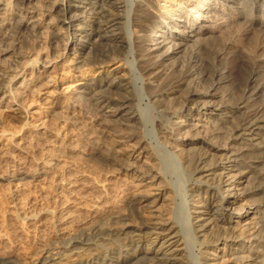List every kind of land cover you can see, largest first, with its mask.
<instances>
[{"label":"bare ground","instance_id":"obj_1","mask_svg":"<svg viewBox=\"0 0 264 264\" xmlns=\"http://www.w3.org/2000/svg\"><path fill=\"white\" fill-rule=\"evenodd\" d=\"M119 1L118 13L103 9L77 24L70 22L64 28H55V37L52 35L50 41L55 56L42 61L30 57L26 63L35 68L41 65L46 83L59 81L58 74L51 77L48 74L71 62L75 71L84 72L95 66L104 69L106 75L98 84L94 83L96 88L79 92L71 107L79 110L81 103L88 105L99 122L115 125L118 128V136L112 140L115 147L99 149L98 154L94 150L81 152L80 143H75V137L62 129L80 122V110H68L71 98L50 100V115L61 121L54 128L45 115L26 111L27 98L35 93L36 87L31 90V84L28 88L30 78L26 79L24 72L22 76L21 71L17 72L8 83H0V115L11 113L13 119L22 123L15 133L8 128L0 131V187L8 188L3 212L10 230L8 234L0 232V264L10 263L11 250L6 243L30 237L39 246L32 254L31 264H61L73 257H76L74 264H189L182 254L186 248L181 227L163 208L173 206L175 196L161 170H155L156 158L146 152L154 148L152 143L146 138L127 136L124 142L119 137L121 130L131 133L143 126L138 110L131 106L135 98L131 81L126 79V73L133 72L134 65L131 67L126 62L130 55L144 87L142 99L166 119L175 117L174 121L164 122L165 125L159 117L151 119V138L157 145L173 150L172 156L187 171L188 181L193 179L186 190L188 195L183 196L182 207L186 211V228L199 244L196 264H264V257L261 260L243 257L240 253L243 247H238L251 240L256 249L264 245V224L256 229L251 222L255 217L254 207L264 209V67L255 68L264 59V23L256 28L247 18L253 16V9L258 11L261 0H227L228 4L239 5L237 19L233 24L224 20L226 30H219V34L206 28L210 16H195L198 21L191 23L176 20L184 29L199 28L196 33L206 40V56L201 52L202 47H198V52L171 65L165 62L171 54H180L186 35H179L178 43L167 53L157 54L161 43L153 38L146 43V28L153 19H145L147 15L137 9L131 24L133 33L129 32L130 11L124 0ZM152 1L161 9L170 7L165 12L159 9L164 14L167 11L174 14L176 10L172 9L178 7L174 0ZM216 1H204L207 15L218 11ZM249 1L253 7L247 5ZM56 3L47 13H56V24H66L70 4L55 9ZM228 4L223 6V11ZM139 5L145 6L147 2L140 1ZM5 7L0 3V11ZM22 16L23 26L34 28L42 24L34 11L25 10ZM49 19L54 21L53 17ZM70 19L74 20L71 16ZM69 31L74 33L62 46V39L68 37ZM138 32L143 35L133 38L132 34ZM233 32L240 34V40L236 45L237 55L229 57L227 50L234 43ZM209 33L212 35L208 36ZM86 37L95 39L88 43L89 39L84 41ZM82 41L86 44L78 49ZM97 46L99 51L93 53L92 48ZM200 53L203 58L199 57ZM231 72L236 81L232 83V91L220 94L219 86L232 81ZM17 77H22V81L13 88L10 84ZM184 113L188 115L186 118ZM94 131L80 128L79 141L93 147L98 140ZM102 135L99 133L98 137ZM197 146L198 152L193 153ZM123 152L129 159L125 158L122 169L134 176L129 183L121 184L118 179L113 181L112 176L99 175L87 164L95 156L122 163ZM221 191L225 194L220 198ZM131 216L138 219L134 225ZM217 223L228 226L235 236L231 238L219 231ZM123 235L126 237L121 238ZM45 236L52 237L55 245H46ZM113 242L119 243L120 248L111 255L87 253L99 244ZM252 252L259 253L254 248ZM140 254L141 258H137ZM238 254L242 255L238 257Z\"/></svg>","mask_w":264,"mask_h":264},{"label":"rangeland","instance_id":"obj_2","mask_svg":"<svg viewBox=\"0 0 264 264\" xmlns=\"http://www.w3.org/2000/svg\"><path fill=\"white\" fill-rule=\"evenodd\" d=\"M124 1L127 3L128 9L130 11L129 16H128L130 26L127 27L129 32H132V30H133L131 24L136 18L135 13H136L137 9H139L142 13H144L143 15H147V16H144V17H146L145 19H147V18L150 20L153 19L152 20L153 22L151 21L149 24L147 23L148 27L146 28L147 29V31H146V39H147L146 43L149 44L150 40L152 38L155 41L157 40V42L161 43L162 45L160 44V49L158 50V52H156L157 54L163 55V54L167 53L166 51H168V49L173 44L178 43L177 38H179L181 36V34L186 35V40L183 42V44L185 46H183L181 48L182 51L180 52V54L179 53L178 54H171L170 56H168L167 61L165 62L167 65L174 64V62L178 63L179 61L182 60V58L184 56L186 57L187 55H190L191 53L194 54L193 52H195V51L198 52L200 50V49H197L198 47L199 48L202 47L201 52L204 54V57L206 56L205 51H204L206 48V45H207L205 43L206 40H205V38L201 37V35H199V33H196L199 30V28L194 29V31H191V29H189V28L184 29V28L180 27L183 24H181V23L179 24V22L176 20L180 19V21H182V22L185 21V22L191 23V22L198 21V19H196L198 16H201V15L204 17L210 16L209 21L206 22L205 26H206V28H208L209 31H214V32L217 31V33H218L219 30H220V32L226 30V27L224 26V23H225L224 20H228V23H230V24H233L236 21L237 11L239 10V5L228 4L227 0H217L216 4H217V8H219L218 11L216 10L215 12H212L213 14L211 13V15L210 14L207 15V13H205V11H204V8H206V6L204 5V1H206V0H174L173 1L174 4H176L178 6V7H174L172 9V10H176L175 13L173 14L172 11H167V13H165L167 15H165L164 13L159 12V9H161L160 6H157L158 4H156L152 0H124ZM140 1L147 2V5L140 6L139 5ZM52 2L53 3L57 2L56 4H58L55 6V9L57 7H66L67 2H69L68 4H70L69 9H70L71 13L67 14L65 17L66 19L64 20V22L66 24H63V23H59V24L57 23L56 24L55 22H56V20H58V17L56 19V16H55L56 13L53 11L50 13H47L49 8L53 4ZM119 2H120L119 0H105V1L104 0H77V1H75V0H31L30 2H29V0H0V3H2L3 5L6 6L5 10L3 9L2 11H0V44L2 43V45H0V50H1L0 51V83H2L1 81H4L3 82L4 84L8 83V81L11 80L12 76H14L17 72L21 71L20 76H22V73L24 72L25 75H23V76H25L26 79L30 78L29 79L30 84H29L28 88H30L31 84H32L31 90L33 89L34 86L36 87L35 93L30 94V97L27 98V101H26V109L27 110L26 111H30V112L35 111V114L40 115V116L45 115L46 118L48 119V122H50L51 126L52 125H53L52 127L55 126L54 128L61 125V123H60L61 121H60V119H56L50 115V107H49L50 100H52L55 97H59L61 100H65V99L67 100V99L71 98L70 103L68 104V108H69L68 110L71 111L73 108L75 111L80 110L79 114H78L79 115L78 120L80 122L77 126H68L67 125V126H64L65 128L63 127L62 129H63V131L66 130L64 132H66L68 135H73L75 137V140H76L75 143H80L79 149L83 153L84 152L87 153L90 150H92V151L94 150L93 152H96L98 154L99 149L105 150L109 147L113 148V146L115 147V144L112 143V140H113L114 136H118L116 133V130H118V128L115 125H111V124H105L104 125V123H101V121L99 122L98 119H96L97 116H96L95 111L91 107H89L88 105L86 106L84 104V106H82L83 103H81V105H79V107H80L79 110H77L76 107H73V108L71 107V106H74L73 100L76 96H78L79 92H82V90H83V92L87 93V91L90 90L91 87L96 88L95 87L96 84H94V83L98 84L99 79L101 77H105V75H106V74H104V69H102L100 67L98 68V66H95V67H91V69L89 68V69L84 70V72L81 70H77L78 71L77 72L74 69V67H75L74 62H71V63L65 65L64 67H62V69H64L62 76L59 75L61 72L60 70H62V69H60L61 67H58L56 70H54V72H52L51 74H48L49 77L54 76L55 74L56 75L58 74L57 76H59V81H56L54 83H50V82L46 83L47 78H45V75L41 74L42 73L41 65H38L35 68V67H29V66H27V64L31 60L30 57H32V58L37 57L38 60L42 61V59H44L47 56H48V58H53L55 56L54 55L55 51L52 48H50L51 47L50 41H52V39L55 37L54 36V34H55L54 32L56 30L55 28H58L60 26L62 28H64L70 22L77 24L81 20H83V18H85V17L87 18V17L91 16L93 13H95L96 11H101L103 9L104 10L106 9L109 12L113 11V13H118L119 8H118L117 3H119ZM226 4H228L229 7L225 8V10L223 11V9H224L223 6H225ZM262 4H263V2L261 0L260 1V7H258V11H254V9H253V11H252L253 16L247 17L248 19L250 18L252 20L251 22L254 23V26L256 28H259L260 25L262 23H264V6H261ZM169 5L170 4H167L166 6H169ZM247 5L253 7L252 1H249ZM166 9H170V7L163 8V9H161V11L165 12ZM25 10L34 11V14L36 15L37 18L39 17V22H41L42 24L40 26L34 27L35 29L31 28L30 26H27V25L23 26L21 18L23 17L22 15H24ZM186 10H192V13H187ZM180 15H182V18L179 17ZM212 15H213V17H212ZM70 16L73 17L74 20H71ZM195 16H197V17H195ZM52 17L54 18V21H50L49 18H52ZM222 18H223V20H222ZM1 19H3V20H1ZM61 19H63V18H61ZM49 22H52V23H49ZM2 23H4V25ZM88 24L92 25L90 23H88ZM262 27H264V26H262ZM203 29L204 28H202V30ZM181 31H183V32H181ZM263 31H264V28H263ZM69 32H70V34L68 35V37L62 39V43H61L62 46H63V44H65L68 41V39L74 33L73 31H69ZM177 32H179V33H177ZM142 33L143 32H138V34L137 33L132 34L133 35L132 37L135 38L137 35L142 36L143 35ZM233 33H234L233 34L234 35V37H233L234 43L227 50L229 57H233V56L237 55V49L238 48L236 47V45L240 40V34L238 32H233ZM209 35L211 36L212 34L209 33L208 36ZM187 36H192V37H187ZM173 38H176V39L174 40ZM262 38H264V36H262ZM88 39H89L88 43H92V41H94L95 38L94 37H91V38L86 37V39H84V41L86 42V41H88ZM203 40H205V41H203ZM84 41L80 42V44L78 45V49L82 45L86 44V43H84ZM263 41H264V39H263ZM99 47L100 46L92 48V52L93 53H96V51L98 52L100 49ZM248 53L253 54L249 51H246V54H248ZM132 54L134 55V52ZM203 54L200 53L199 57L203 58ZM173 58H175V59H173ZM57 61L59 63H61L60 59H58ZM133 61H134V58L131 55L128 56L126 59V62L129 64V66H131V64L134 65V66L132 65L133 67L131 66L133 69L132 70L133 74L131 73L130 75L129 74L127 75V73H126V77H127L126 79H128L127 82L131 81L132 92H133V95L135 98V100L133 101L134 103L132 102L133 105L131 104V106H132V108H134L133 106H135V108L138 110V112H139L138 117L140 118V120L139 119L138 120L143 121L142 122L143 126H141V128L137 127V129H134V131H133L134 134H133V132H131L132 133L131 134L130 132H124L123 130H121L122 131L121 135L125 139L123 137H121V135L119 137L122 141L126 140L125 136L132 137L134 139H136V138L138 139L141 137V138H146L148 141H150L152 143V146L154 148L153 149L148 148L146 150V152L152 154V156H154L156 158V161L154 163L155 164V166H154L155 170L156 171L161 170V173L164 176L165 182L169 185L171 191H173V194L175 196V204L173 206H169V207L166 206V208L165 207H163V208L166 210V212H168V215L172 216L175 221H178V224L181 227L180 228V234L185 238L184 241H185V248H186L185 249L186 252H184L182 254L186 255L189 264H196L197 263V254H198L196 250L199 249V244L196 243L197 240L192 239L191 233L186 228V221H187L186 220V218H187L186 217V211L182 207L183 196L188 195L187 194L188 192L186 190L188 188H190V186L188 187V185L190 183H193V179L188 181L189 176H188L187 171L184 170L183 167L179 164V162L172 156L173 150L167 149V148L162 147L160 145H157V143H155L154 139L151 138L152 137V134H151L152 128H151V124H150L151 119L159 117V119H162L163 123L164 122L166 123L167 120L174 121L175 117H170V119H168V118L166 119L165 116L163 117V116H161L160 113H159L160 115L158 114V112H157L158 110H156L153 107H150L148 105V103H149L148 101H144L142 99V97L144 95V87L142 86L143 84L140 80V73L135 69L136 63L135 62L132 63ZM263 67H264V59L261 60L257 65H255L256 69H260ZM85 68L86 67H84V69ZM231 73L232 74L230 75V78L232 81L230 83H227V82L222 83L219 86L220 90H218V91H220V94L222 92L224 94H228L232 91V85L236 81H235L234 72H231ZM1 77H2V79H1ZM21 81H22V77H17L16 79H13L10 86L15 88L18 85V83ZM86 83H89V84L91 83L90 84L91 86L89 85L90 88L88 86L84 85ZM93 84H94V86H93ZM82 94L85 95V93H82ZM1 96H2V94L0 95V97ZM81 107H83V108H81ZM43 112H46V113H43ZM187 116L184 113L183 117L186 118ZM80 123H81V126H80ZM165 123H164V125H165ZM21 124L22 123H21L20 119H18V120L15 118L13 119L11 113H3L0 115V131H2V128H3V130H6L8 128L7 130H10L11 132L15 133L16 131L20 130ZM78 127H79V129H78ZM80 128L91 129V131H93V129L95 130L94 132L96 133L95 134L96 138H98V140L95 138V140H97L96 141L97 145L94 144L96 147L94 145H93V147H91L90 145H86V144L82 143L81 140L79 141L78 135H79ZM96 129H98V130H96ZM154 129H156V127ZM99 133H103L104 137H103V135L98 137ZM129 133H130V135H129ZM198 150L199 149L197 146V148L195 150H193L192 152L193 153L195 151L198 152ZM39 156H40V153H39ZM123 156L122 157L124 160L122 163L121 162L120 163L119 162H113L112 160H101V159L96 158V156H95V157H92V160L90 158L88 160L89 163L87 161V164H88V166H90L89 167L90 169L92 168L93 170H95L96 173H98V174L100 173L99 175H107L110 177L112 176L113 181L115 179H118L121 182V184H125V183H129L130 181H132L134 176H130L129 174H126L123 171V169H122L123 163H125L127 161L126 159H129L126 152H123ZM196 177H198V175ZM113 183H115V182H113ZM7 190H8V188L6 186L0 187V202H1L0 203V232L8 234V232L10 230H9V226L6 223V221H7L6 215L3 212L5 210V207H6V205L4 204V199L6 197ZM224 194H225V192L221 191L219 193L220 198ZM202 195L203 194H201V196ZM247 198L248 197H246V199ZM185 200H188V199L185 198ZM250 200H252V199H250ZM250 200H248V201H250ZM253 203H254V201H253ZM254 211H255V215H254L255 217L251 222L254 223V226H256V229H257V227L259 228L261 224H264V209L261 208L260 206L256 205L254 207ZM131 217L133 218L134 216H131ZM131 217H130L131 224L132 225L136 224L138 222V219L135 217L132 219ZM217 225H218L219 231H221L223 233L224 232L227 233V235H229L230 237L235 236L233 231L230 230L228 228V226H226L225 224L217 223ZM7 227H8V229H7ZM223 228L225 230H223ZM130 229H132V228H130ZM256 229H254V230H256ZM7 230H8V232H7ZM254 230H252V231H254ZM46 237H47V240L44 241V243H46V245L50 244V245L54 246L55 244H53V239H51L52 237L45 236L44 240L46 239ZM122 237L125 238L126 236L123 235V236H121V238ZM34 240L32 237H30L27 239H25V238H21V239H17V240L15 239L9 243H6L5 246L7 248H10V250H11L10 254L11 255L8 258L10 260V263H4V264H31V262L33 261L32 259H34L32 257V254L39 247L38 243H37L38 241H36V240L34 241ZM47 241H48V243H47ZM246 242H248L249 244H247ZM246 242L241 243L240 246H238L240 248L243 247L242 250H240V253L244 254L245 256L242 254H238V257L242 255L243 257H247V258H248V256H251V257L256 258V259H259V258L263 259V257H264L263 256L264 255V245L262 246V248L258 247L256 249L254 247L252 240L250 242L249 241H246ZM114 243H115V245H114ZM98 246H97V248L96 247L94 248L95 249L94 251L91 250L90 252H87V253L88 254L92 253V254L101 255V256H103V255L107 256L110 253L115 252L116 250H118L120 248L119 243L117 244L116 242H113V244L102 243V244H99ZM253 248H254V250H257L259 253H254V255H253V252H252ZM141 256H142V254L138 255L137 258H141ZM148 256L151 257V255H148ZM75 258L73 257L67 261H63V262H61V264H74V262L76 261ZM261 259H259V260H261ZM131 261L133 262L135 260L131 259ZM202 261L205 262L206 259H204ZM238 261H241V259L240 260L238 259ZM242 261H245V260L242 259Z\"/></svg>","mask_w":264,"mask_h":264}]
</instances>
